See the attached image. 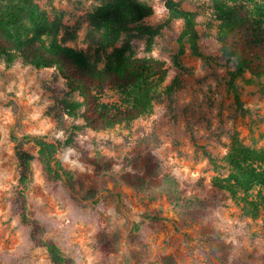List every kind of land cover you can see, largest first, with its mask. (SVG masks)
Instances as JSON below:
<instances>
[{"label":"rangeland","instance_id":"374dc122","mask_svg":"<svg viewBox=\"0 0 264 264\" xmlns=\"http://www.w3.org/2000/svg\"><path fill=\"white\" fill-rule=\"evenodd\" d=\"M138 1L151 7L142 22L156 34L140 35L132 24L102 46L93 21L100 0H38L60 21L61 42L98 67L126 39L131 55L162 63L161 96L133 121L83 128L66 145L83 119L61 104L65 79L54 67L0 60V264H52L13 210L20 176L13 133L63 143L57 157L71 182L51 177L36 158L27 194L44 237L74 264H264V211L247 213L215 185L229 174L234 142L264 151V76L237 73L236 62L223 55L214 0H176L196 14L204 56L187 41L180 51L184 22L165 0ZM233 75L244 109L228 89ZM118 95L108 89L101 99L118 103ZM22 147L38 155L33 140Z\"/></svg>","mask_w":264,"mask_h":264},{"label":"trees","instance_id":"16d2710c","mask_svg":"<svg viewBox=\"0 0 264 264\" xmlns=\"http://www.w3.org/2000/svg\"><path fill=\"white\" fill-rule=\"evenodd\" d=\"M94 23L102 32L100 44L111 45L130 25L143 36H154L156 30L142 20L152 13L150 6L138 0H100ZM174 18L182 19L181 48L187 41L194 54L204 56L199 46L200 34L196 14L182 8L176 0H165ZM216 14L222 23L221 50L236 62L237 73L249 72L254 78L264 76V0H214ZM60 21L50 19L38 0H0V60L8 63L21 60L25 64L54 67L65 79L68 90L61 101L70 116L83 119L74 124L64 144L72 145L83 128L102 130L130 122L149 112L159 100L165 79L162 63L134 57L129 53V40L115 47L104 67L90 62L88 56L64 45L59 39ZM236 75L228 81V89L236 93L239 108L243 102L237 94ZM115 90L118 103L102 101L104 91ZM77 95V97L75 96ZM20 176L14 200V212L24 225L31 226L30 237L35 246L45 247L52 264H74L58 243L44 237L40 221L32 217L27 190L32 162L38 158L53 178L71 182L69 173L57 157L61 142L45 136L12 134ZM33 140L38 146L34 155L22 145ZM213 161V159H212ZM229 174L216 180L215 185L228 191L242 203L249 214L264 211V151L249 149L234 142L226 157ZM215 163V162H214ZM73 188V186H71Z\"/></svg>","mask_w":264,"mask_h":264}]
</instances>
